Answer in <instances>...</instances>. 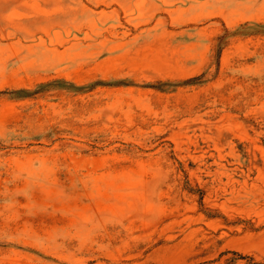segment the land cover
<instances>
[{
    "label": "rangeland",
    "instance_id": "1",
    "mask_svg": "<svg viewBox=\"0 0 264 264\" xmlns=\"http://www.w3.org/2000/svg\"><path fill=\"white\" fill-rule=\"evenodd\" d=\"M0 264H264V0H0Z\"/></svg>",
    "mask_w": 264,
    "mask_h": 264
},
{
    "label": "trees",
    "instance_id": "2",
    "mask_svg": "<svg viewBox=\"0 0 264 264\" xmlns=\"http://www.w3.org/2000/svg\"><path fill=\"white\" fill-rule=\"evenodd\" d=\"M239 255V254H238Z\"/></svg>",
    "mask_w": 264,
    "mask_h": 264
}]
</instances>
